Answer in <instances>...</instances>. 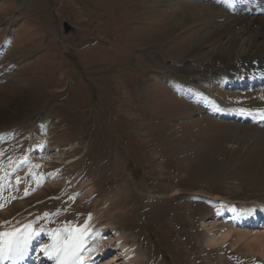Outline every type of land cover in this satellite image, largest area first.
<instances>
[{
    "label": "rangeland",
    "instance_id": "374dc122",
    "mask_svg": "<svg viewBox=\"0 0 264 264\" xmlns=\"http://www.w3.org/2000/svg\"><path fill=\"white\" fill-rule=\"evenodd\" d=\"M191 1L232 14L220 0H0V227L53 211L93 226L79 254L104 227L119 244L93 264H264V125L212 114L253 112L264 85L233 89L229 63L202 56L213 41L191 53L219 14L169 28Z\"/></svg>",
    "mask_w": 264,
    "mask_h": 264
},
{
    "label": "bare ground",
    "instance_id": "6f19581e",
    "mask_svg": "<svg viewBox=\"0 0 264 264\" xmlns=\"http://www.w3.org/2000/svg\"><path fill=\"white\" fill-rule=\"evenodd\" d=\"M221 1V5L227 6L229 9H232L231 15L227 14V12L222 10V8H215L210 4L191 1L187 5L185 14L180 13L179 19H177V21L175 20L176 22L174 24H170L169 28H173V26H175L176 29L174 30V32H176L179 30H183L189 24L191 25L192 23H201V21L206 20V16L209 13L213 14L212 18L214 20H216L215 16L219 14L218 17L220 18L219 21L216 22L215 26L206 29L201 34H197L196 36H194V38H191L189 40L188 45L191 46V49L193 50L191 53L195 52L198 47L203 46L206 42L213 41L214 45L205 53H203L202 56H211V61L218 60L219 63L222 64L229 63V75L225 76V79L230 80V78H232V86L244 87L246 85H263L264 0H236V4L234 7H232V2L228 0ZM180 3L182 2L180 1ZM235 8H243L244 13L235 10ZM222 15L224 17H221ZM237 25H239V27H236ZM165 31L167 30H160L158 32H154L153 34L159 36L157 38L160 39L164 36L163 32ZM187 56H190V54ZM204 60V58H200L199 61ZM238 74L239 76H237V80H234L233 77ZM213 114L220 117L223 115H232L236 116L237 119H244V115L242 113H240L239 115L238 113H234V111H227L226 109L221 107L214 108ZM260 117L261 115L258 114L255 119H259ZM241 127L244 126L241 125ZM107 232L108 230L101 229L99 234H97L95 241L93 243H89V245H91V250L85 252V255L89 259H95L96 254H98L100 249H111L110 247H112L111 244L113 243V241L105 242L103 240V235H105ZM117 238H119V235ZM77 242L69 245L68 251H66L65 254L59 259L58 264H64L66 262L71 248L75 244H77ZM56 244L57 245L55 253L57 254L59 248H62L63 245L60 238H56ZM127 249L128 248H125L124 254L128 253ZM25 251L27 253H25ZM121 254L122 253L118 251V253L110 257L109 261H105L104 264H118L121 258L119 255ZM29 256V252L25 250V248L23 255H15L10 253L9 251L6 254L7 260L12 261L13 264H16V262L18 261H22ZM104 257L105 256H103V258H101L99 262H101ZM131 261L132 258L129 260V262Z\"/></svg>",
    "mask_w": 264,
    "mask_h": 264
},
{
    "label": "snow or ice",
    "instance_id": "6c2138e0",
    "mask_svg": "<svg viewBox=\"0 0 264 264\" xmlns=\"http://www.w3.org/2000/svg\"><path fill=\"white\" fill-rule=\"evenodd\" d=\"M24 243L26 244V241ZM6 247H7L8 251L12 254L23 255L24 246L20 243V241L18 239L7 242ZM80 247H82V245H80L79 243L75 244L72 247L71 251H72L74 256L79 254ZM45 251H48V250L45 249Z\"/></svg>",
    "mask_w": 264,
    "mask_h": 264
}]
</instances>
